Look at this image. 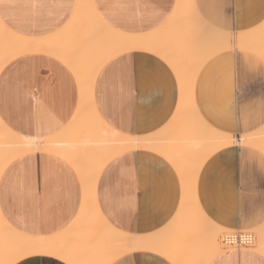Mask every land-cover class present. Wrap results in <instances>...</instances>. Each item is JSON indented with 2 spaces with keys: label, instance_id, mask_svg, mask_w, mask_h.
Here are the masks:
<instances>
[{
  "label": "crops",
  "instance_id": "obj_1",
  "mask_svg": "<svg viewBox=\"0 0 264 264\" xmlns=\"http://www.w3.org/2000/svg\"><path fill=\"white\" fill-rule=\"evenodd\" d=\"M76 2L0 0V21L19 37H51L71 24ZM175 2L93 0L107 26L132 36L162 31ZM193 4L206 22L226 21L227 32H252L264 23V0H193ZM249 57L264 65L251 51H223L204 63L194 84V104L201 118L236 139L264 130V76L245 73ZM94 84L97 114L109 128L126 136H151L163 130L180 98L173 71L146 51L114 56L100 69ZM78 101L72 72L44 52L21 54L0 70V121L17 135L41 139L58 134L74 117ZM262 157L251 146L234 145L212 154L192 175L176 170L154 152H124L102 169L96 204L110 225L131 235H152L168 228L193 198L213 224L241 233L251 231L264 225ZM181 196H188L186 204L182 205ZM81 197L75 170L46 152L22 155L0 175V212L20 234L44 238L60 234L77 216ZM119 260L173 264L149 251L123 255L111 264ZM261 260L262 254L244 248L224 252L208 264H260ZM19 261L65 264L43 255Z\"/></svg>",
  "mask_w": 264,
  "mask_h": 264
},
{
  "label": "bare ground",
  "instance_id": "obj_2",
  "mask_svg": "<svg viewBox=\"0 0 264 264\" xmlns=\"http://www.w3.org/2000/svg\"><path fill=\"white\" fill-rule=\"evenodd\" d=\"M206 23L193 0H176L162 31L142 36L111 29L98 15L93 0H77L71 24L51 37L35 40L19 37L0 21V70L21 54L44 52L72 72L79 93L74 117L51 137L20 136L0 121V175L14 159L32 152H46L66 161L75 170L82 188L77 216L63 232L52 237L20 234L0 212V264H13L33 255L49 256L65 264H111L118 257L140 251L156 253L173 264H208L224 253L223 244L230 246L227 239L232 237L234 246L230 247L235 248L236 235L224 236L223 244L217 241L218 232L226 230L208 220L194 198L188 207L181 208L179 217L176 214L168 228L144 236L116 230L102 217L95 198L102 169L124 152L139 149L154 152L176 170L192 175L199 172L212 154L227 147L247 145L264 154V130L236 139L209 126L194 104L197 74L211 57L237 49L251 51L264 60V23L252 32H227L230 37L227 41L209 31ZM137 50L154 54L170 67L180 94L171 122L151 136L115 132L99 117L93 101L95 79L103 65L114 56ZM181 182L185 185V178ZM181 197L182 205L186 204L188 196ZM203 229L206 234L198 236ZM246 235L251 236L252 242L240 245L241 249L253 247L251 250L264 256V225L237 234L243 241ZM60 256L64 259H59Z\"/></svg>",
  "mask_w": 264,
  "mask_h": 264
},
{
  "label": "snow or ice",
  "instance_id": "obj_3",
  "mask_svg": "<svg viewBox=\"0 0 264 264\" xmlns=\"http://www.w3.org/2000/svg\"><path fill=\"white\" fill-rule=\"evenodd\" d=\"M205 27L212 32L217 33L221 36L223 40H229L230 37L226 31L227 29V22H220V21H212L207 22L205 24ZM245 73L252 72V73H259V75L264 76V65H261L259 62L253 61L251 57L248 59V63L244 69ZM261 167L264 168V157L261 158ZM24 204H26V201H23ZM49 255H52L53 253H48ZM59 259L63 260L64 257L60 256ZM16 264H21L19 259H17ZM116 264H125V261L119 260L116 262ZM260 264H264V260L260 261Z\"/></svg>",
  "mask_w": 264,
  "mask_h": 264
},
{
  "label": "rangeland",
  "instance_id": "obj_4",
  "mask_svg": "<svg viewBox=\"0 0 264 264\" xmlns=\"http://www.w3.org/2000/svg\"><path fill=\"white\" fill-rule=\"evenodd\" d=\"M222 228V227H221ZM226 231H219L218 232V237H217V241L218 242H220V244H223L222 243V239L224 238V236H226V235H237L238 233H241V232H238V231H235V230H230L231 232H228L229 231V229H226V228H224ZM251 230H253V229H251ZM234 232V233H233ZM220 233H221V235H220ZM232 233V234H231ZM248 233H250V234H252L253 236H254V234H253V232H248ZM254 244H256L257 243V241L254 239ZM222 246V245H221ZM249 249H253V247L252 248H249ZM222 250L224 251V252H227V251H231V250H235V248L234 247H230V246H227V245H225V244H223V247H222ZM226 250V251H225Z\"/></svg>",
  "mask_w": 264,
  "mask_h": 264
},
{
  "label": "built area",
  "instance_id": "obj_5",
  "mask_svg": "<svg viewBox=\"0 0 264 264\" xmlns=\"http://www.w3.org/2000/svg\"><path fill=\"white\" fill-rule=\"evenodd\" d=\"M231 239H232V237L231 238H229V240L227 239V242L228 243H230L229 245L230 246H234L233 245V241H231ZM234 241L237 243L236 245H235V248L236 249H241V247H240V245H242V246H246V244L248 243V242H252V238H251V236H247L246 235V237L244 238V241H243V239L240 237V236H235L234 237ZM246 248V247H245Z\"/></svg>",
  "mask_w": 264,
  "mask_h": 264
}]
</instances>
